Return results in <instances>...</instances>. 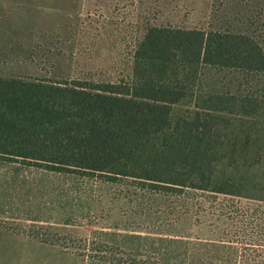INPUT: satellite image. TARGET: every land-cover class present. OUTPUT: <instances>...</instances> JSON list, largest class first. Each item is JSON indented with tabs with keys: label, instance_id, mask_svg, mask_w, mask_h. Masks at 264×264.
Listing matches in <instances>:
<instances>
[{
	"label": "rangeland",
	"instance_id": "1",
	"mask_svg": "<svg viewBox=\"0 0 264 264\" xmlns=\"http://www.w3.org/2000/svg\"><path fill=\"white\" fill-rule=\"evenodd\" d=\"M7 9L29 25L12 42L0 41L1 77L126 80L151 26L243 33L264 51V0H0V16ZM246 81L241 71L211 66L200 80L223 92ZM258 116L242 129L263 132L264 108ZM248 161V168L216 173L245 183L238 196L152 192L130 178L107 181L0 157V264H105L24 234L31 231L66 238L72 250L87 239L94 251L100 240L139 264H264V159Z\"/></svg>",
	"mask_w": 264,
	"mask_h": 264
},
{
	"label": "trees",
	"instance_id": "2",
	"mask_svg": "<svg viewBox=\"0 0 264 264\" xmlns=\"http://www.w3.org/2000/svg\"><path fill=\"white\" fill-rule=\"evenodd\" d=\"M205 66L241 71L245 86L234 92L206 90L200 82ZM263 92L264 51L252 37L151 26L132 55L126 80L0 76V157L49 171L98 174L107 181L130 178L152 192L245 195L242 180L216 173L248 168L250 156L256 157L254 164L263 161L264 130L242 129L244 120L257 123ZM174 106L185 109L175 113ZM24 234L105 264H139L100 240L90 252L87 239L72 250L66 238Z\"/></svg>",
	"mask_w": 264,
	"mask_h": 264
},
{
	"label": "crops",
	"instance_id": "3",
	"mask_svg": "<svg viewBox=\"0 0 264 264\" xmlns=\"http://www.w3.org/2000/svg\"><path fill=\"white\" fill-rule=\"evenodd\" d=\"M2 11H4V7L1 8ZM14 15L12 9H7L5 13L0 16V41H13V35H19V27L21 25H29V23L21 24L20 15L18 18L14 21ZM9 20V21H7ZM18 20V21H17ZM15 29V30H14ZM18 40L19 38H15Z\"/></svg>",
	"mask_w": 264,
	"mask_h": 264
}]
</instances>
